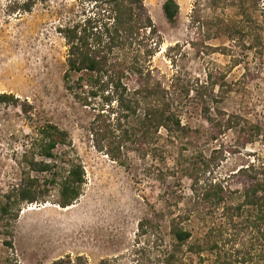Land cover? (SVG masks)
Wrapping results in <instances>:
<instances>
[{
  "label": "rangeland",
  "instance_id": "374dc122",
  "mask_svg": "<svg viewBox=\"0 0 264 264\" xmlns=\"http://www.w3.org/2000/svg\"><path fill=\"white\" fill-rule=\"evenodd\" d=\"M164 1L142 0L155 32L149 43L157 44L147 67L174 93L187 130L180 139L161 134L164 150L155 157H143L131 145L123 150L125 157L113 161L95 149L89 134L102 95L88 96L90 88L77 82L79 75L65 84L68 46L59 33L63 26L99 17L100 0H29L30 11L13 14V3L23 0H0V95L12 97L0 100V206L28 172L20 161L45 125L70 137L72 150L62 153L59 166L75 161L85 173L81 196L69 210L53 206V191L48 198L52 206L24 203L7 215L0 212V264H165V253L174 245L169 221L178 211L198 207L195 221L202 230L203 219L227 224L221 210L212 220L210 205L198 203L193 193L211 181L239 190L245 181L235 173L250 163H264V0L244 27L259 29L257 52L251 48L253 33L229 38L195 22L198 16L233 18L237 1L214 12L204 0H175L179 14L173 24L162 13ZM134 78L123 80L129 89L135 87ZM205 83L207 88L201 87ZM253 124L258 134L250 130ZM237 202L230 196L225 203ZM143 220L149 225L142 232ZM230 228L229 235L238 229ZM201 233L196 231L194 238ZM249 237L240 232L234 249L248 248ZM192 242L170 264H196L198 257L188 250ZM203 255L205 264H212L213 257Z\"/></svg>",
  "mask_w": 264,
  "mask_h": 264
},
{
  "label": "trees",
  "instance_id": "16d2710c",
  "mask_svg": "<svg viewBox=\"0 0 264 264\" xmlns=\"http://www.w3.org/2000/svg\"><path fill=\"white\" fill-rule=\"evenodd\" d=\"M204 1L207 2L208 10L214 12L223 10V6H230L227 3L229 0ZM234 1L237 2L232 5L236 10L233 18L224 20L216 16L210 21L198 16L195 22L199 27H216L219 33L229 38L253 33L255 46L251 48L257 52L261 46L259 29L247 31L244 27H247L248 22H253L251 11L257 12L263 0ZM100 2L103 8L100 6L99 17H87L59 29L68 46L65 84L70 82L72 75H79L77 82L82 84L85 81L90 88L88 96L97 98L102 95L89 128L96 150L113 161H120L125 157L123 150L126 151L132 145L131 150L139 155L155 157L164 150L159 145L161 134L164 133L170 139H180L185 136L187 129L175 109L178 102L174 99V93L169 94L161 82L151 77L147 67L148 58L157 46L149 43L151 35L155 33L152 31L154 26L142 0ZM13 4L10 10L12 14L19 10L28 12L31 8L29 0H23L21 5L18 2ZM195 6L199 7V1L195 2ZM261 7L264 8V4ZM161 9L169 23L176 22L179 5L175 0H165ZM142 32L147 34L145 39L141 37ZM258 52L261 53L260 49ZM131 76L135 77L133 89L123 82ZM207 85L205 83L201 87L207 88ZM178 94L181 95L180 92ZM0 100L8 102L12 97L1 94ZM250 127L252 132L258 134L259 126L253 124ZM71 150L72 143L67 131L54 125L41 127L27 152L30 154L25 153L20 161V165H25L28 172L23 173L19 183L5 194V202L0 206L1 214L7 215L24 203H49L51 200L48 198L52 197L53 191L56 193L52 201L54 205L61 208L71 206L81 196L85 184L81 163L67 161L63 163L65 166H59L62 153ZM235 174L241 175L245 181L239 190H230L220 181H211L194 189L193 193L198 203L207 202L210 205L211 210L208 212L212 220L216 212L221 210L227 224L225 221L208 224L202 218L205 225L202 230V224L195 221L198 207L172 215L168 231L174 245L165 253V264H170L180 248L192 239L188 250L198 257L196 264H205L207 257H204V253L213 257L212 264H264V163H250ZM230 196L238 198L233 206L225 203ZM232 218H242L243 223H233ZM230 224L238 228L233 229L232 235H229ZM148 225L149 221L143 220L141 231ZM243 230L250 235L248 248L242 245L241 249H234ZM196 231L202 232V237L194 238ZM99 264L110 262L101 261Z\"/></svg>",
  "mask_w": 264,
  "mask_h": 264
},
{
  "label": "bare ground",
  "instance_id": "6f19581e",
  "mask_svg": "<svg viewBox=\"0 0 264 264\" xmlns=\"http://www.w3.org/2000/svg\"><path fill=\"white\" fill-rule=\"evenodd\" d=\"M49 206H52L51 204H49V203H46V204H43V207L45 208V207H49ZM53 206H55V207H57V208H60V207H58V206H56V205H53ZM73 207V205H71V206H68V207H66V208H61L62 210H69V209H71Z\"/></svg>",
  "mask_w": 264,
  "mask_h": 264
}]
</instances>
